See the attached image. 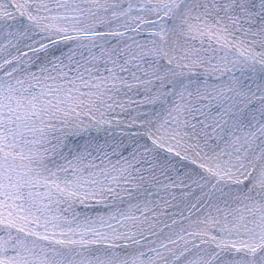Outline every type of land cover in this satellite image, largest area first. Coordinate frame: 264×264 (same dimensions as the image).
I'll return each mask as SVG.
<instances>
[{"label": "snow or ice", "instance_id": "obj_1", "mask_svg": "<svg viewBox=\"0 0 264 264\" xmlns=\"http://www.w3.org/2000/svg\"><path fill=\"white\" fill-rule=\"evenodd\" d=\"M0 264H264V0H0Z\"/></svg>", "mask_w": 264, "mask_h": 264}]
</instances>
